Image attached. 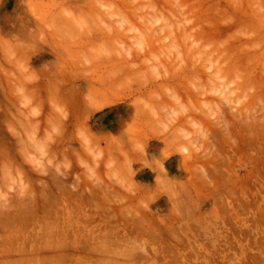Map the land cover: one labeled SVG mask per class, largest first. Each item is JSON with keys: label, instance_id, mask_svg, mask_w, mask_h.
I'll return each instance as SVG.
<instances>
[{"label": "rangeland", "instance_id": "374dc122", "mask_svg": "<svg viewBox=\"0 0 264 264\" xmlns=\"http://www.w3.org/2000/svg\"><path fill=\"white\" fill-rule=\"evenodd\" d=\"M0 65V264H264V0H0Z\"/></svg>", "mask_w": 264, "mask_h": 264}, {"label": "bare ground", "instance_id": "6f19581e", "mask_svg": "<svg viewBox=\"0 0 264 264\" xmlns=\"http://www.w3.org/2000/svg\"><path fill=\"white\" fill-rule=\"evenodd\" d=\"M155 109V108H154ZM159 180H160V177H159ZM162 180V179H161Z\"/></svg>", "mask_w": 264, "mask_h": 264}, {"label": "crops", "instance_id": "0c3cea01", "mask_svg": "<svg viewBox=\"0 0 264 264\" xmlns=\"http://www.w3.org/2000/svg\"><path fill=\"white\" fill-rule=\"evenodd\" d=\"M1 66V65H0Z\"/></svg>", "mask_w": 264, "mask_h": 264}]
</instances>
